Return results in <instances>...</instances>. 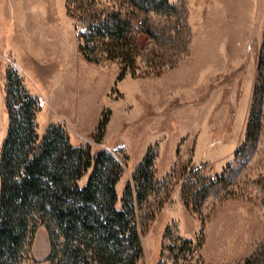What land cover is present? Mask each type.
Returning <instances> with one entry per match:
<instances>
[{"label":"rangeland","instance_id":"rangeland-1","mask_svg":"<svg viewBox=\"0 0 264 264\" xmlns=\"http://www.w3.org/2000/svg\"><path fill=\"white\" fill-rule=\"evenodd\" d=\"M185 2L188 55L158 76L143 74L150 69L140 57L136 74L117 80L116 61L82 57L65 0H0V150L6 71L13 69L38 102V136L55 123L74 146L119 161L116 208L147 149L155 153L156 191L135 205L136 264H264V0ZM140 18L137 12L133 26L146 49ZM49 255L39 230L18 264H55Z\"/></svg>","mask_w":264,"mask_h":264},{"label":"trees","instance_id":"trees-1","mask_svg":"<svg viewBox=\"0 0 264 264\" xmlns=\"http://www.w3.org/2000/svg\"><path fill=\"white\" fill-rule=\"evenodd\" d=\"M107 1L65 0L66 9L75 12L78 49L86 61H116L117 80H121L136 74L140 57L150 69L143 74L158 76L188 55L192 30L185 0ZM137 12L141 13L140 31L149 39L146 49L137 44L133 26ZM5 101L8 127L0 150V264H18L24 247L39 230L47 234L49 259L55 264H136L141 242L135 205L156 191L157 184L152 149L137 165L124 187L121 208H116L121 164L111 153H92L89 145L74 146L65 129L55 123L38 136V102L13 69L6 71ZM109 113H103L97 125V142L104 135ZM249 131L250 122L246 138ZM85 174L86 181L80 185ZM188 244L189 240L181 242L182 247Z\"/></svg>","mask_w":264,"mask_h":264}]
</instances>
